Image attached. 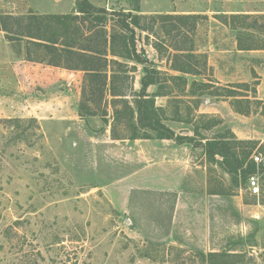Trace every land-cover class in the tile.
Wrapping results in <instances>:
<instances>
[{"label": "rangeland", "instance_id": "obj_1", "mask_svg": "<svg viewBox=\"0 0 264 264\" xmlns=\"http://www.w3.org/2000/svg\"><path fill=\"white\" fill-rule=\"evenodd\" d=\"M76 1L0 0V264H208L201 255L209 253L264 264L260 165L254 174L259 194L253 196L241 171L232 178L219 165L222 159H208L200 146L214 138L264 143V105L254 101L264 100V49L256 51V71L245 83L258 84L256 94L232 89L250 100L239 105L249 109L247 116L217 114L221 107L232 110V99L191 96L187 84L171 80H185L172 71L178 54L172 47L192 46L191 54H201L215 45L237 46V38L241 46L264 47V0H88L108 13V34L119 30L111 12L140 16L136 48L159 71L168 94L154 106L162 110V124L193 138L185 144L132 140L123 117L113 126L114 112L125 105L135 110L141 65L115 59L126 64L127 100H84L93 113L85 109L80 117L84 75L28 61L30 18L73 16ZM231 15L248 18L232 21ZM203 62L192 61L202 72L196 80L211 75ZM236 84L242 83L214 86ZM200 115L222 124L201 125L196 135ZM257 152L249 160H264Z\"/></svg>", "mask_w": 264, "mask_h": 264}, {"label": "trees", "instance_id": "obj_2", "mask_svg": "<svg viewBox=\"0 0 264 264\" xmlns=\"http://www.w3.org/2000/svg\"><path fill=\"white\" fill-rule=\"evenodd\" d=\"M107 15L108 13L104 9L94 7L88 0H79L76 1V14L73 16L31 17L28 26H25L29 39L26 47L28 61L84 74L81 102L78 107V116L80 117L84 116L83 111L85 109L86 114L92 115L93 113L87 108L85 101L98 100L99 102V100H106L107 96L114 100L112 104L120 103L116 101L127 100L126 83L129 79L126 64L115 59L139 64L143 67L144 76L141 78L140 90L137 93L134 91L132 93L134 99L137 100L135 110L132 111L129 106L125 105L122 111L114 112L113 126L119 124L120 119L123 117L128 121L127 127L131 131L130 139L132 140H172L176 144L193 141L192 137L176 135L161 123L159 112H162V110L155 108L154 99L158 96L167 97L168 94L162 92V88H160L159 83L162 78L159 71L152 67L145 52L143 50L138 51L136 48L135 29H140V16H132L130 13L123 12H111L110 15L117 16L113 23L119 30L115 32L111 29L110 34H108L106 30ZM246 18L248 16H230L232 21ZM152 47L155 50L159 49L155 45H152ZM237 48L241 51L264 49L262 45L258 47L241 46L238 38ZM171 49L178 53L173 55V61L175 60L172 64L173 71L190 75L199 73L198 70H194L195 67L192 65V61L201 57L191 54L192 46L189 49L179 47H172ZM203 67H206L205 62H203ZM171 80L181 81L183 86L187 84L183 78H171ZM257 85L254 83L250 87L249 84L242 83L228 86V88H231L228 89L216 87L213 84L192 82L188 93L191 96L213 95L215 97L230 98L232 99L230 105L234 113L247 116L251 113L249 109L240 110L239 105L242 103L249 104L250 100L238 91H251L255 95ZM150 86H156V91L152 95L147 94V89ZM233 88L238 91L232 90ZM210 90H214V92ZM253 97L255 99V96ZM254 101L255 104L261 103L259 100ZM134 116H136L135 124L132 123ZM197 119L200 120V125L194 127L196 135H198V128L201 125L205 129H210V127L217 124H222V121L206 115H200ZM141 131L142 134H140ZM111 135L115 137L113 127ZM200 146L204 149L208 159L213 160L216 156L220 157L222 161L219 165L232 178L238 171H241L244 180L254 175L257 169L256 164L249 160L251 154L255 150L258 151L257 154H264V143L260 144L257 141L234 140V143H231L225 138H214L206 140L204 144L200 143ZM237 147L241 148L240 152H236ZM259 170L264 179V164L259 166ZM33 253L35 257H41L39 252ZM201 259L208 264L242 263L240 255L227 253L202 254ZM35 262L33 261V263Z\"/></svg>", "mask_w": 264, "mask_h": 264}, {"label": "crops", "instance_id": "obj_3", "mask_svg": "<svg viewBox=\"0 0 264 264\" xmlns=\"http://www.w3.org/2000/svg\"><path fill=\"white\" fill-rule=\"evenodd\" d=\"M150 46L152 45L150 44ZM259 51L263 53V50L262 51L259 50ZM193 53L195 55L200 56L202 59H204V62L206 63V67L204 69L207 70L208 73H210L211 75L207 76L208 79L196 80V77L201 76L202 74L201 71H198L199 73L197 74L190 75V74H182L180 72L172 70L173 72L181 74V76H183L185 80L188 81L186 85L187 88H190V85L192 82L206 83V84H213V85L248 83L250 79L251 71L255 73L256 68H257L256 51L238 50L236 46V41H235V44L234 42L232 43V47H224V46L215 45L214 47L206 48L203 52H201V54L200 53L197 54V52H193ZM53 69H57L60 72H64V73H70L73 77L79 76L80 73L84 75L82 72H78V71H68V70L60 69V68H53ZM143 76L144 74L142 70L141 78H143ZM187 76L191 77L190 82L187 79ZM141 78H140V83H141ZM151 87H154V86H150L148 88H151ZM257 93L258 95H260L259 94L260 92L258 90H257ZM163 97L162 96L155 97V100L158 98H163ZM259 101L263 102V105H264V100L261 99ZM220 103L225 104L226 102H220ZM229 109L226 110L221 107L219 108L220 111H217V114H219L220 112L223 113V111H228L227 117L228 115H231L233 117L234 116L242 117L239 114L234 113V111H232L231 109L230 110ZM243 118L248 121L252 119V118L249 119V117H243ZM180 136H189V135H180ZM261 141H264V140L262 139Z\"/></svg>", "mask_w": 264, "mask_h": 264}, {"label": "built area", "instance_id": "obj_4", "mask_svg": "<svg viewBox=\"0 0 264 264\" xmlns=\"http://www.w3.org/2000/svg\"><path fill=\"white\" fill-rule=\"evenodd\" d=\"M251 160L257 165H261L263 159L261 156H252ZM247 188L251 195L256 196L259 194L258 179L256 175H251L247 178Z\"/></svg>", "mask_w": 264, "mask_h": 264}]
</instances>
